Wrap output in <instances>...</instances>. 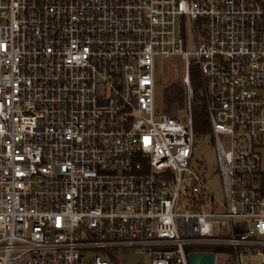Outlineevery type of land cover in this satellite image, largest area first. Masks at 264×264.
<instances>
[{
    "label": "built area",
    "instance_id": "obj_1",
    "mask_svg": "<svg viewBox=\"0 0 264 264\" xmlns=\"http://www.w3.org/2000/svg\"><path fill=\"white\" fill-rule=\"evenodd\" d=\"M172 56L179 118L154 98ZM189 65L219 198L190 165ZM207 252L264 264V0H0V264Z\"/></svg>",
    "mask_w": 264,
    "mask_h": 264
},
{
    "label": "rangeland",
    "instance_id": "obj_2",
    "mask_svg": "<svg viewBox=\"0 0 264 264\" xmlns=\"http://www.w3.org/2000/svg\"><path fill=\"white\" fill-rule=\"evenodd\" d=\"M155 78V105L157 110L162 111L161 97L163 90L172 83H182L185 78L184 62L178 56L169 58H156L154 62ZM189 81V76H188ZM190 85V83H189ZM191 89V87H190ZM201 93V91H200ZM192 98V91H191ZM190 98V102H191ZM185 110L178 113L177 118L184 114ZM190 165L195 168L199 166V171L203 174L207 189L210 190L214 197H220V185L216 172V158L210 135L194 134L193 149ZM117 264H144L142 255H120L116 257ZM251 262H256V257H250ZM244 261H246L244 259Z\"/></svg>",
    "mask_w": 264,
    "mask_h": 264
},
{
    "label": "trees",
    "instance_id": "obj_3",
    "mask_svg": "<svg viewBox=\"0 0 264 264\" xmlns=\"http://www.w3.org/2000/svg\"><path fill=\"white\" fill-rule=\"evenodd\" d=\"M189 83L192 91L190 102L191 125L194 134H206L209 130L205 105L200 93V80L195 66L189 65ZM162 112L177 118L180 111L186 108V91L184 83H172L162 92Z\"/></svg>",
    "mask_w": 264,
    "mask_h": 264
},
{
    "label": "water",
    "instance_id": "obj_4",
    "mask_svg": "<svg viewBox=\"0 0 264 264\" xmlns=\"http://www.w3.org/2000/svg\"><path fill=\"white\" fill-rule=\"evenodd\" d=\"M189 264H213L212 253H190L188 255Z\"/></svg>",
    "mask_w": 264,
    "mask_h": 264
}]
</instances>
